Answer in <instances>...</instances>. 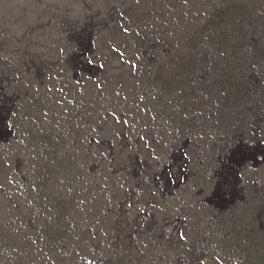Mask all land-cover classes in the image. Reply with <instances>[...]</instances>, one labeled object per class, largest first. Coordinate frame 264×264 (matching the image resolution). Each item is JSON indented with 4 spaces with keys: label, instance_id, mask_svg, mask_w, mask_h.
<instances>
[{
    "label": "rangeland",
    "instance_id": "374dc122",
    "mask_svg": "<svg viewBox=\"0 0 264 264\" xmlns=\"http://www.w3.org/2000/svg\"><path fill=\"white\" fill-rule=\"evenodd\" d=\"M0 264H264V0H0Z\"/></svg>",
    "mask_w": 264,
    "mask_h": 264
}]
</instances>
